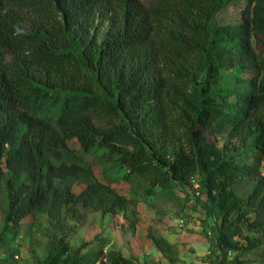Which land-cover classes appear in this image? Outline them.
<instances>
[{"label":"trees","instance_id":"trees-1","mask_svg":"<svg viewBox=\"0 0 264 264\" xmlns=\"http://www.w3.org/2000/svg\"><path fill=\"white\" fill-rule=\"evenodd\" d=\"M245 1L228 20L237 0H0L2 246L49 208L113 209L75 143L149 195L199 175L237 254L221 264H264V0ZM97 258L59 244L40 264Z\"/></svg>","mask_w":264,"mask_h":264},{"label":"rangeland","instance_id":"rangeland-1","mask_svg":"<svg viewBox=\"0 0 264 264\" xmlns=\"http://www.w3.org/2000/svg\"><path fill=\"white\" fill-rule=\"evenodd\" d=\"M237 2L228 20H237L238 10L247 5L245 0ZM24 16V24L29 28L38 24L34 16ZM252 44L256 49L255 40ZM228 142L230 145L226 136L219 137L221 147ZM69 147L79 152L81 164L110 191L115 203L113 209H108L109 203L105 210L80 208L67 216L64 210L49 208L25 220L14 243L6 246L0 243V264H40L59 244L67 246L69 252L77 251L79 257H98L93 264H112L118 256L132 264H221L237 256L233 252L226 256L219 247L216 230L220 216L209 203L199 175L190 185H178L171 191L156 189L149 195L148 187L122 181L119 167L103 164L100 152L81 156L77 144L70 143ZM235 187L243 195L250 193L253 185L241 182ZM82 190L79 187L76 192L80 194ZM7 204L3 191L0 194V237ZM244 237L259 236L246 232ZM258 250H264V244Z\"/></svg>","mask_w":264,"mask_h":264}]
</instances>
